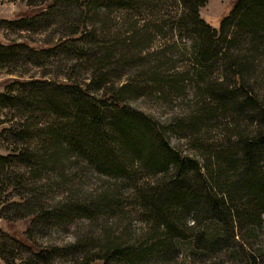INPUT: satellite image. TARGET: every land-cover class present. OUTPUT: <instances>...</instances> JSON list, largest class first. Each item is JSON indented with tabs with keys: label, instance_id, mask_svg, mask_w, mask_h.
<instances>
[{
	"label": "rangeland",
	"instance_id": "374dc122",
	"mask_svg": "<svg viewBox=\"0 0 264 264\" xmlns=\"http://www.w3.org/2000/svg\"><path fill=\"white\" fill-rule=\"evenodd\" d=\"M52 1L0 0V41L19 47L7 62L0 63V92L12 84L16 85L14 93L26 96L29 92L21 85L31 88V84H22L24 82L37 81L48 85L69 81L83 87L89 85L92 95L103 97L104 88L117 91L125 86V103L164 125L165 136L172 148L200 164L206 163L209 155L205 154L202 145L223 144L224 139L227 141L233 133L241 131L229 128L228 124L226 126L232 130H225L224 122L220 123L225 116L221 111L216 112V118L211 117L212 112L207 113L206 119L211 118L207 126L201 124L202 127L196 128L195 132L188 129L194 120L191 117L199 114L197 110H202L203 106L214 107L215 100L209 96L203 101L205 86H211L208 91L213 85L200 82V69L191 58L193 27L190 24L181 27L188 10L180 0H141L140 3L122 0L106 5L99 2L98 6H91L88 10L86 27L80 26L82 18L78 4L82 0H57L50 4ZM235 1L207 0L199 9L200 16L218 28ZM78 48L81 54L77 53ZM108 53L112 55L113 65L103 69L108 77L103 88L98 90L95 87L99 78L98 64ZM253 58L254 66L260 63L264 67V55L250 54V65H253ZM212 71L210 81L217 80L225 84L223 86L233 87L226 85L229 81L224 67H212ZM256 87L264 92L262 83ZM47 96L46 99H51L52 95ZM205 103L209 105L205 106ZM103 115L100 129L109 133V118L114 112L107 110ZM26 120L38 121L35 129L43 131H48L49 127L54 129L55 124L61 122L52 113L48 116L41 111L30 113L19 106L0 107V121H3L0 124L3 132L0 134V153L8 154L13 147L20 150L22 145L32 149L43 147L39 139L19 142L14 130H10L15 123ZM179 120L183 122L177 125ZM65 131L63 125L61 132ZM111 134L117 136L114 132ZM195 138L200 139L197 146ZM111 146L126 168L124 176L105 175L87 158L70 151L67 155H60L59 162L50 163L45 170H39L31 163L19 164V170L25 174L22 188H19L23 194L8 187L1 195L7 201L0 204V264H7V260L23 264L33 258L34 251L50 247L55 248V254L44 253L41 258H48L41 264H83L93 258V254L94 257L104 254L103 249L109 244L131 246L142 251L155 240L151 236L153 224L144 218L139 191L171 181L177 169L173 167L170 171L159 172L140 162L132 166L127 159L129 156L123 158L120 146ZM127 154L131 155L130 152ZM12 169L18 170L13 164L7 165L6 170ZM105 194L107 198L103 199ZM21 195H25L29 202L36 201L31 207L47 210L52 219L32 220L34 213H29L31 207L27 201L19 203L14 210L15 204L11 206V203ZM58 212L61 214L56 218ZM208 222V226H204L206 222L202 219L195 226L193 214L188 215L187 228L181 227L180 232L177 231L183 238L173 240V250L159 257L153 254L138 264H253L248 254L258 250L263 251L262 256L256 253L261 260L259 264H264V215L261 226L226 229L221 244L211 245L207 251L197 246L193 248L190 238L195 235L197 239L203 231L206 232L204 235L207 234L213 226L212 221ZM117 264L127 262L121 260Z\"/></svg>",
	"mask_w": 264,
	"mask_h": 264
},
{
	"label": "trees",
	"instance_id": "16d2710c",
	"mask_svg": "<svg viewBox=\"0 0 264 264\" xmlns=\"http://www.w3.org/2000/svg\"><path fill=\"white\" fill-rule=\"evenodd\" d=\"M53 1L50 4H54ZM117 1L122 0H82L78 4L82 18L80 26L86 27V15L91 6L96 7L99 2L106 5ZM137 1L140 3L141 0ZM180 1L188 10V15L182 19L185 22L181 23V27L190 24L194 28H192L194 33L191 58L194 65L200 69L198 73L200 82L203 85H213L212 90L208 91L207 88L211 86H205L206 98L203 101L205 102L209 96L215 100L214 107L203 106L202 110H197L199 114L191 117L194 120L191 121L188 129L195 132L196 128L202 127L201 124L205 126L210 121V117L206 119L207 113L212 112L211 117L216 118V112L220 111L225 115L220 121V123L224 122L225 130L241 129L229 136L227 141L224 139L223 144H214V147L210 143H207L210 147L202 145L205 154H209L205 159L206 163L200 164L198 160L175 151L165 136L164 125L125 103V86L117 91L104 88V99L102 96L92 95L89 85L83 87L69 81L48 85H42L37 81L24 82L22 84H31V88L27 87L29 85H21L24 91L29 92L26 96L14 93L16 85L12 84L7 90L0 92L1 108L19 106L26 108L30 113L41 111L48 116L52 113L61 119V122L55 124L54 129L49 127L48 131L35 129L38 125V121L35 120L15 123L10 129L14 130L13 134L17 136L19 142L39 139L43 147L32 149L28 145L26 148L22 145L20 150L13 147L12 152L8 154L0 153V204L7 201V198L4 201L1 195L8 187H13V190L19 192L17 194H23L19 188H22L25 174L19 170V164L31 163L39 170H45L50 163L54 165L58 163L61 156L67 155L69 151L84 156L99 172L111 177L124 176L126 173L125 166L120 163L115 148L111 145L120 146L118 148L121 154L130 157L127 159L131 161L132 166L140 162L141 165L159 172L170 171L173 167L177 169L171 181L139 191L138 198L144 207V218L146 222L153 224L151 236L155 240L142 251L131 246L109 244L103 249L104 254H96L95 257L93 254V258L84 261L83 264L111 262L117 264L121 260L127 264H136V262L138 264L143 258L153 254L159 257L175 248L173 240H179L182 236L177 231L181 227L187 228L186 218L191 214L195 226L199 225L202 219L206 222L204 226H208V220L212 221L213 226L210 231L206 228L209 233L204 235L205 231H203L197 239L195 235L190 238L193 248L197 246L196 248L199 247L203 251H207L211 245L213 247L221 244L223 241L221 236L226 229L234 230L244 225L255 228L262 224L264 92L261 93L256 84L264 85V67L260 63L257 67L254 66L255 58L251 60L253 65L249 64V60L250 54L256 57L264 55V0H236L230 12L222 18L218 28L211 26L200 16L199 9L207 0ZM73 3L75 2L72 1ZM132 47L137 46L132 45ZM18 49V45H7L0 41V63L7 62V59L19 51ZM77 53L81 54V49L78 48ZM112 62V55L108 53L102 63L98 64L99 78L96 89L103 88V82L108 77L103 69L111 67ZM221 66L224 67L229 81L226 85L233 87L223 86L225 84L217 80L210 81L212 67ZM47 95H52L51 99H46L49 97ZM207 105L209 103H205V106ZM107 110L114 112L109 118V129H111L109 133L100 129L104 119L103 114ZM35 118L34 116L33 119ZM1 122L3 121H0V124ZM177 122V125H180L183 120ZM63 125L66 128L65 133L61 132ZM112 132L117 136L112 135ZM1 133H3L2 128H0ZM199 140L195 138V146ZM11 164L18 170H6L7 165ZM188 171L190 172L187 173ZM102 198L106 199L107 195H103ZM27 200L25 195H21L20 199L11 203V206L15 204V210L19 203L23 204ZM36 203L30 201L28 207L31 205L33 207ZM32 207L29 209V213H34L32 220L52 219L47 210L43 208L35 210ZM1 211L4 212L3 207ZM60 214L61 212L56 213L55 217L59 218ZM54 251L55 248L51 247L41 248L34 251L33 258L23 264L46 262L48 257L45 259L41 257L44 253L54 255ZM262 252L258 250L256 253L262 256ZM256 253H247L253 264H259L261 261L258 260ZM6 263L15 264L10 260Z\"/></svg>",
	"mask_w": 264,
	"mask_h": 264
}]
</instances>
